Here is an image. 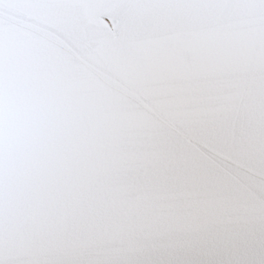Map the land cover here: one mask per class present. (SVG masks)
<instances>
[{
    "label": "snow or ice",
    "instance_id": "6c2138e0",
    "mask_svg": "<svg viewBox=\"0 0 264 264\" xmlns=\"http://www.w3.org/2000/svg\"><path fill=\"white\" fill-rule=\"evenodd\" d=\"M0 264H264V0H0Z\"/></svg>",
    "mask_w": 264,
    "mask_h": 264
}]
</instances>
